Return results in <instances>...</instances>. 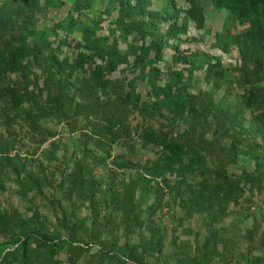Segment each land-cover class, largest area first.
I'll use <instances>...</instances> for the list:
<instances>
[{"label":"trees","instance_id":"trees-1","mask_svg":"<svg viewBox=\"0 0 264 264\" xmlns=\"http://www.w3.org/2000/svg\"><path fill=\"white\" fill-rule=\"evenodd\" d=\"M68 1L61 20L39 26V14L61 7L63 0H0V194L9 175L21 196H40L43 187L61 194V200L48 202L58 212L55 222L35 202L28 215L0 207V264H148V255L160 253L166 243L155 226L165 207L179 209L178 224L199 215L208 229L200 245L178 235L174 264H211L230 253L218 223L231 206L251 203L247 190L264 192V0H208L225 12L215 47L238 51L233 80L226 79L219 59L179 52L189 23L205 28L200 0H187L185 9L175 0ZM103 15L110 23L106 33ZM64 45L75 53L64 54ZM168 45L174 62L184 66L165 79L159 63ZM120 66L132 77L112 79ZM198 70L210 89L193 93L189 81ZM139 80L146 83V96L138 90ZM222 87L239 88L242 100L231 106L225 96L216 99ZM244 111L251 115L247 129ZM48 123L71 136L80 133L65 142ZM252 134L260 142L248 139ZM138 141L152 158L114 159V148L132 154ZM27 143L28 154L15 149ZM241 155L246 166L234 174L229 167ZM109 159L124 176L107 198L96 171ZM84 204L89 217L78 216ZM102 211L115 220L102 221ZM112 221L123 232L118 237L106 233ZM142 227L150 237L132 242ZM255 235L259 256H253ZM247 237L246 264H261L264 200L260 221L254 220Z\"/></svg>","mask_w":264,"mask_h":264},{"label":"rangeland","instance_id":"rangeland-1","mask_svg":"<svg viewBox=\"0 0 264 264\" xmlns=\"http://www.w3.org/2000/svg\"><path fill=\"white\" fill-rule=\"evenodd\" d=\"M64 4L59 8H49L46 12V15L39 14V26H50L55 22L61 20L67 13L69 8V1L63 0ZM178 7L185 9L187 7V0H175ZM203 8L205 10V28L198 29L195 23H189L187 35L185 41L182 39V42L179 44V52L183 54H190L191 52H202L206 53L215 59H219L222 63V66L226 69L225 76L227 80H233L237 77L236 71L234 68L238 64V51L233 47L230 52L223 53L214 45V35L216 32L221 31L222 23L225 16V12L217 10L208 0H200ZM153 9L159 10L160 3L154 2ZM104 16V15H103ZM101 22L102 33H106L109 28V20L105 16ZM207 30V31H206ZM76 37V35H72ZM169 44H175L176 41L170 39ZM124 47V45H123ZM64 54L72 56L75 53L73 47H68L67 45L63 46ZM175 51L168 45L163 50V58L159 63V67L164 73L166 79V74L170 70L181 69L184 64L173 60ZM123 66L119 67V70L114 72L111 76L112 79L121 78L126 75L128 78L132 77V74H123L120 69ZM188 71L186 70L185 73ZM164 79V80H165ZM190 91L193 93L203 92L210 89V84L207 83L204 79V72L202 70L194 71L191 79L189 81ZM138 90L146 96L148 88L144 81L139 80L137 84ZM227 93V94H226ZM221 96L226 97V102L228 104L235 105L237 102L242 100L241 90L237 87H233L231 91L226 92L225 87H222L216 94V99L221 98ZM243 115V128L247 129L251 124V115L248 111H244ZM46 127L51 128L57 133V137L63 138V141H69L73 136L79 135V130H77L73 136L69 135L67 132L63 131L61 125H53L48 123ZM182 129V128H181ZM248 139H255L257 142H260V138L252 134ZM31 147L27 143L24 146L19 145L17 148L20 154H28L26 149ZM31 153V152H30ZM62 151L56 152L58 157L62 156ZM112 154L114 159L119 157L118 160L124 162L126 158L131 159L133 162H144L146 158H152L153 153L149 148H142L139 141L136 144V151L132 154H128L125 148L117 147L113 149ZM127 155V157H125ZM123 160V161H122ZM238 164L229 167V170L234 174H239L240 169L246 166V161L244 155L239 156ZM53 164V163H52ZM54 166V164L52 165ZM249 169L253 168V165L248 166ZM123 168L120 167L115 162H112L110 159L107 162L106 166H102L97 169L96 174L102 176V188L103 192L107 194V198L110 197L113 191H117L121 186V179L124 174L121 172ZM112 178V179H111ZM43 194L32 198L29 196H21L14 185L12 175H9L4 179V190L0 194V207H9L14 206L23 213H29V208L32 202L40 204V211L45 214L51 222H55V215L58 212L51 211L50 203L53 202L52 198L61 200V194L59 191H54L52 188L43 187ZM246 195L250 197L251 203H242L236 207L229 208V214L222 221L218 223V227H221L224 231L221 233L222 238L225 241V244L230 248V253L221 254L215 258L211 264H246L244 257L242 256L248 248H250V241L247 237V230L252 227V224L255 221H260L261 214L263 212V200L264 192L261 194H253L250 190L246 191ZM38 200V201H37ZM37 201V202H36ZM81 205L80 210L77 211L78 216H90V211L87 207ZM182 213L177 209V207H172L167 209L166 207L159 210L155 216V226L161 230V232L166 237V243L161 249L160 253L154 255H148L147 263L148 264H174L177 257V237L181 236L182 239L187 238L196 245H200L204 238L208 235V229L206 225L202 223V217L199 215H194L193 218L183 220L182 224H178L177 218L181 217ZM100 218L102 221H110L111 219L115 220L114 215H109L106 211L100 213ZM91 221L88 219L86 221L87 225H90ZM183 228H187L185 233H181ZM50 231H53V228H50ZM107 235L118 237L123 232L118 227L117 223L113 221L108 224L106 229ZM150 237V230L142 227L141 229H136L135 233L131 237V241L134 243L140 242L143 239H148ZM252 245L256 248L253 256L262 255V247L259 240H257V235H255ZM94 247V246H92ZM95 248V247H94ZM219 250H221V244L219 245ZM230 258V259H228ZM230 260V261H227ZM264 264V261L261 263Z\"/></svg>","mask_w":264,"mask_h":264}]
</instances>
